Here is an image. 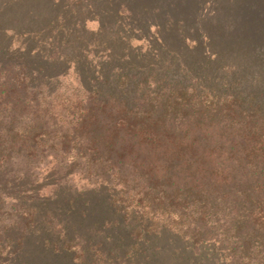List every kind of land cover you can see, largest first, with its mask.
<instances>
[{"label":"trees","instance_id":"obj_1","mask_svg":"<svg viewBox=\"0 0 264 264\" xmlns=\"http://www.w3.org/2000/svg\"><path fill=\"white\" fill-rule=\"evenodd\" d=\"M21 6L35 3L0 0V17ZM7 23L0 264H32L39 249L69 264H122L123 244L142 256L164 236L181 247L167 264H264V55L229 78L216 57L159 72L90 52L84 25L61 20L45 40ZM62 197L70 211L55 208ZM80 203L97 221L75 236Z\"/></svg>","mask_w":264,"mask_h":264},{"label":"rangeland","instance_id":"obj_2","mask_svg":"<svg viewBox=\"0 0 264 264\" xmlns=\"http://www.w3.org/2000/svg\"><path fill=\"white\" fill-rule=\"evenodd\" d=\"M77 1L34 0L35 6L27 8V12H24L25 6H21L20 13L6 16L8 23L2 14L0 24L7 23L6 26L11 27L17 23L34 35L39 32L45 40L57 37L61 20L65 27L77 29L84 25L89 33L80 35L91 43L90 52L102 54L105 51L117 57L130 55L133 63L143 68L153 63L156 66L153 70L159 72H165L169 67H174L175 72L180 69L194 71L186 64L187 60L198 62L200 68L216 57L214 62H221L220 75L229 78L230 71L236 72L237 62L249 68L257 65L256 59L264 55V0H97L94 4L76 5ZM216 50L228 53L225 55L228 60L223 61ZM233 57L239 58L234 61ZM43 193L50 195L52 191L46 189ZM67 199L62 197L58 205L55 203V208L62 206L70 211ZM79 205L74 216L79 227L70 225L73 235L77 233L75 236L84 235L97 221L93 215L84 214V203ZM88 223L91 224L87 226ZM100 227L97 230L100 231ZM105 229L108 230V225ZM180 248L168 236L158 239L157 244L142 256L123 244L121 260L122 264H149L151 257L152 262L158 260V264H167ZM41 251L43 249L34 251L39 255L37 257L29 256L32 264H69L54 259L51 252ZM151 254H156V258ZM203 254L204 257L212 256L209 251H203ZM2 263L9 264V261Z\"/></svg>","mask_w":264,"mask_h":264}]
</instances>
